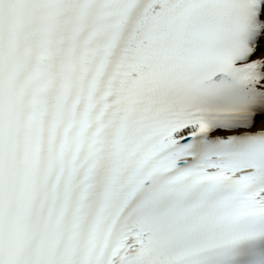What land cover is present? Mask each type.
<instances>
[{"label":"snow or ice","instance_id":"obj_1","mask_svg":"<svg viewBox=\"0 0 264 264\" xmlns=\"http://www.w3.org/2000/svg\"><path fill=\"white\" fill-rule=\"evenodd\" d=\"M0 264H264V0H0Z\"/></svg>","mask_w":264,"mask_h":264}]
</instances>
